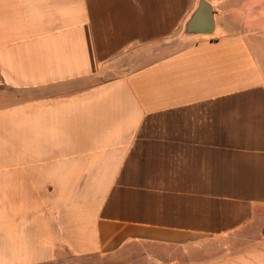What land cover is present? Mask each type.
I'll use <instances>...</instances> for the list:
<instances>
[{
  "label": "crops",
  "instance_id": "crops-1",
  "mask_svg": "<svg viewBox=\"0 0 264 264\" xmlns=\"http://www.w3.org/2000/svg\"><path fill=\"white\" fill-rule=\"evenodd\" d=\"M263 232L264 0H0V264H264Z\"/></svg>",
  "mask_w": 264,
  "mask_h": 264
},
{
  "label": "water",
  "instance_id": "water-1",
  "mask_svg": "<svg viewBox=\"0 0 264 264\" xmlns=\"http://www.w3.org/2000/svg\"><path fill=\"white\" fill-rule=\"evenodd\" d=\"M200 22L205 23L206 29L204 31H199ZM213 28V16L210 12L209 5L205 2L200 4L198 11L190 20L187 30L189 33H202V34H210L212 33ZM264 235V232H263Z\"/></svg>",
  "mask_w": 264,
  "mask_h": 264
}]
</instances>
